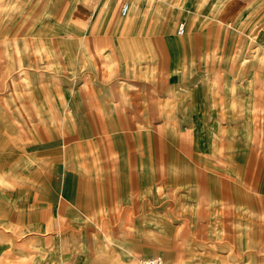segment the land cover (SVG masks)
<instances>
[{
    "label": "crops",
    "instance_id": "1",
    "mask_svg": "<svg viewBox=\"0 0 264 264\" xmlns=\"http://www.w3.org/2000/svg\"><path fill=\"white\" fill-rule=\"evenodd\" d=\"M53 4L0 0V264H264V0Z\"/></svg>",
    "mask_w": 264,
    "mask_h": 264
},
{
    "label": "rangeland",
    "instance_id": "2",
    "mask_svg": "<svg viewBox=\"0 0 264 264\" xmlns=\"http://www.w3.org/2000/svg\"><path fill=\"white\" fill-rule=\"evenodd\" d=\"M54 4L53 6H57L58 2L60 0H51ZM215 7V6H214ZM182 166H174L172 173H173V179L175 183H181L183 185H185L188 182V169L186 167L183 166V172L179 171V169H181ZM9 233L14 234L15 236L17 235V231L16 229H9L8 228ZM65 238H60V240H56V242H54V247H57V250H59L60 252H62V254H66V248H65ZM78 253V252H77ZM38 264H43V258L45 257L44 253H41V251H39L38 253ZM162 258V257H161ZM164 259V258H163ZM165 260V259H164ZM165 262L167 263L168 261L165 260Z\"/></svg>",
    "mask_w": 264,
    "mask_h": 264
},
{
    "label": "built area",
    "instance_id": "3",
    "mask_svg": "<svg viewBox=\"0 0 264 264\" xmlns=\"http://www.w3.org/2000/svg\"><path fill=\"white\" fill-rule=\"evenodd\" d=\"M127 7L128 6L125 3L121 5L119 12L122 16H124L126 14ZM176 33L177 34L182 33V27L181 26H178L176 28ZM136 264H165V263L160 259V257L153 256V257H148V258H144V259H139Z\"/></svg>",
    "mask_w": 264,
    "mask_h": 264
},
{
    "label": "bare ground",
    "instance_id": "4",
    "mask_svg": "<svg viewBox=\"0 0 264 264\" xmlns=\"http://www.w3.org/2000/svg\"><path fill=\"white\" fill-rule=\"evenodd\" d=\"M159 257H160V256H159ZM160 259H161L165 264H167L163 258L160 257Z\"/></svg>",
    "mask_w": 264,
    "mask_h": 264
}]
</instances>
